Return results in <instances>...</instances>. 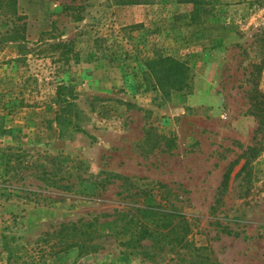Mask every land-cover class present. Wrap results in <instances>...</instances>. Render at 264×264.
I'll return each mask as SVG.
<instances>
[{"label":"rangeland","instance_id":"374dc122","mask_svg":"<svg viewBox=\"0 0 264 264\" xmlns=\"http://www.w3.org/2000/svg\"><path fill=\"white\" fill-rule=\"evenodd\" d=\"M142 197L184 213L187 244L57 232ZM0 264H264V0L0 7Z\"/></svg>","mask_w":264,"mask_h":264},{"label":"trees","instance_id":"16d2710c","mask_svg":"<svg viewBox=\"0 0 264 264\" xmlns=\"http://www.w3.org/2000/svg\"><path fill=\"white\" fill-rule=\"evenodd\" d=\"M16 4L17 0H0V7H8L12 14L16 13ZM146 65L151 67V72L154 74L163 70L166 75L171 76L177 72L179 76H182V78H178V83H181L187 69V66L175 57L162 54L157 58H150ZM181 72L184 74H179ZM163 82L159 81L158 85H154V88L164 87ZM56 101L61 110L70 103L67 99H57ZM61 115L60 112L57 113V118H60ZM225 178L226 175L223 181H225ZM136 194L137 196L142 195L138 191H136ZM144 199V197L141 200L137 198L135 202L127 203L128 211L115 209L117 214L114 220L109 223L111 226L107 228V232L101 231L102 225L98 223V215L84 221L82 219L67 220V222L59 224L57 232L65 238V247L67 245H77L81 251L85 252L97 251L104 244L111 243L114 240L132 248L145 247L144 241L146 240L151 241L150 247L155 248L158 245L157 247L161 248L167 238L169 243L187 244L186 235L190 229L184 213L174 207H163L159 202L144 203ZM101 216H109V214Z\"/></svg>","mask_w":264,"mask_h":264}]
</instances>
